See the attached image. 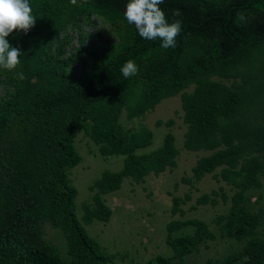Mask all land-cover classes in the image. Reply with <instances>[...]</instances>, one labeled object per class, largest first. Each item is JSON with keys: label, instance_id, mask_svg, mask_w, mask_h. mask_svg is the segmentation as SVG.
<instances>
[{"label": "trees", "instance_id": "16d2710c", "mask_svg": "<svg viewBox=\"0 0 264 264\" xmlns=\"http://www.w3.org/2000/svg\"><path fill=\"white\" fill-rule=\"evenodd\" d=\"M29 2L35 26L7 37L21 50L20 66L0 68V264H119L125 254L106 251L81 221H108L112 209L103 195L125 177L139 183L176 166L171 131L160 147L142 151L152 130L121 121L174 95L186 124L183 147L208 151L181 180L193 186L211 174L232 192L220 186L200 194L191 208L223 203L227 209L211 225L196 217L170 220L169 253L145 264H264V0H165L160 7L169 22H182L177 47L167 49L127 23L128 0ZM237 13L246 17L239 25ZM98 19L111 40L95 28ZM127 60L139 73L124 79ZM163 123L173 120L156 121ZM78 131L100 155H124L121 169L104 170L89 184L80 218L70 178L82 158ZM190 199V191L172 195V213L183 216ZM48 229L59 244L46 237ZM227 239L232 243L223 253L200 258L210 243Z\"/></svg>", "mask_w": 264, "mask_h": 264}, {"label": "rangeland", "instance_id": "374dc122", "mask_svg": "<svg viewBox=\"0 0 264 264\" xmlns=\"http://www.w3.org/2000/svg\"><path fill=\"white\" fill-rule=\"evenodd\" d=\"M98 32L105 41H109L113 36L107 32V26H103L100 19L96 20ZM95 28H86L92 32ZM72 44H77V34L72 32ZM183 110L179 95L162 99L154 109L144 115L127 120L122 114L121 121L128 126L139 128L148 127L153 132L151 145L142 149L150 151L161 146L164 136L171 131L175 137V146L179 149L176 158L177 164L174 168H167L165 171L154 174L150 173L142 182H135L130 177H125L121 187L103 197L112 209L111 217L103 222L94 220L86 224L81 221L88 233L95 237L108 252H121L125 254L123 259L118 258L119 264H145L146 261L157 254H168L169 248L165 242L166 225L170 220L176 218H200L212 224L211 219L218 213L227 209V204L219 203L216 206L210 204L198 205L195 209L196 198L212 189L222 186L228 193L232 192L230 185L223 180L214 178L211 174L205 175L193 186L183 182V176L191 175V167L196 159L207 154L208 151H190L183 147L184 132L186 124L182 119ZM172 119L173 124L166 126L157 125L156 121L162 122ZM75 146L81 155V161L72 168L70 178L77 189L76 204L77 215L80 218L83 210L82 202L91 199L92 192L88 186L104 170L117 171L122 168L124 155L102 156L98 152L96 144L78 131L75 139ZM187 191L191 193V199L182 204L184 214H173L172 195L183 196ZM46 237L54 243L59 244L60 238L51 229L47 230ZM232 243L231 239L220 240L210 243L209 249H202L201 259L207 256L223 253L227 246ZM193 259H197L194 257Z\"/></svg>", "mask_w": 264, "mask_h": 264}, {"label": "clouds", "instance_id": "9594fccd", "mask_svg": "<svg viewBox=\"0 0 264 264\" xmlns=\"http://www.w3.org/2000/svg\"><path fill=\"white\" fill-rule=\"evenodd\" d=\"M164 0H128L126 10L123 13L129 25H133L137 34L147 41L159 39L162 48H176L177 37L182 31V22L173 20L169 22L160 5ZM73 5L77 0H70ZM29 0H0V68L14 71L20 66L21 50L12 46L7 37L15 33L27 34L36 23V17ZM179 16V10L172 13ZM243 13H237L236 23L244 22ZM124 79L136 76L139 68L135 61L127 60L120 68ZM18 79L24 80L25 75L21 71Z\"/></svg>", "mask_w": 264, "mask_h": 264}, {"label": "water", "instance_id": "95a60500", "mask_svg": "<svg viewBox=\"0 0 264 264\" xmlns=\"http://www.w3.org/2000/svg\"><path fill=\"white\" fill-rule=\"evenodd\" d=\"M165 1V0H164Z\"/></svg>", "mask_w": 264, "mask_h": 264}]
</instances>
